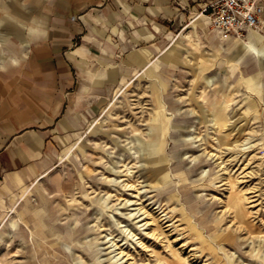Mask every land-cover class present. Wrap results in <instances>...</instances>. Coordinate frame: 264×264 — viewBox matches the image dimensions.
<instances>
[{
	"label": "rangeland",
	"instance_id": "1",
	"mask_svg": "<svg viewBox=\"0 0 264 264\" xmlns=\"http://www.w3.org/2000/svg\"><path fill=\"white\" fill-rule=\"evenodd\" d=\"M48 2L0 0V99ZM249 35L204 15L149 65L111 59L101 108L50 171L0 192V264H264V64L231 45Z\"/></svg>",
	"mask_w": 264,
	"mask_h": 264
},
{
	"label": "crops",
	"instance_id": "2",
	"mask_svg": "<svg viewBox=\"0 0 264 264\" xmlns=\"http://www.w3.org/2000/svg\"><path fill=\"white\" fill-rule=\"evenodd\" d=\"M210 1L49 0L46 23L32 28L24 63L0 99V192L50 171L101 108L117 73L111 59L122 58L120 74L149 65L177 23L204 15L211 22Z\"/></svg>",
	"mask_w": 264,
	"mask_h": 264
},
{
	"label": "built area",
	"instance_id": "3",
	"mask_svg": "<svg viewBox=\"0 0 264 264\" xmlns=\"http://www.w3.org/2000/svg\"><path fill=\"white\" fill-rule=\"evenodd\" d=\"M224 33L247 36L264 24V0H212L204 8Z\"/></svg>",
	"mask_w": 264,
	"mask_h": 264
},
{
	"label": "bare ground",
	"instance_id": "4",
	"mask_svg": "<svg viewBox=\"0 0 264 264\" xmlns=\"http://www.w3.org/2000/svg\"><path fill=\"white\" fill-rule=\"evenodd\" d=\"M3 9H4L3 10L4 12L0 13V18L3 17V20H5L4 16L10 9L9 3L8 4H3ZM263 39H264V35L262 34L261 31H252L250 33V35H249V39L248 40H244V39H240V38H234V39L231 40V43H232L231 45L235 49V52L237 53V56L244 57L247 54L252 53L253 55H255L259 59L260 62H262L261 64L263 65L264 64V49L261 47L262 46L261 44L264 42ZM24 41L25 42H24L23 46L24 47H28L30 45L29 40H24ZM0 57H1V59L5 58V57L8 58L6 55H3V54L0 55ZM17 59H18V57H17ZM161 120H162L161 132H162V135H165L164 131H165V125H166L167 121L166 122L163 121L162 118H161ZM163 143H166L165 139L163 140ZM71 150H72V148L69 149L68 153ZM154 156L157 157L158 159H164V158L167 157L165 152L164 153H160V154L159 153L155 154ZM47 173L48 172L44 173L42 176L46 175Z\"/></svg>",
	"mask_w": 264,
	"mask_h": 264
}]
</instances>
